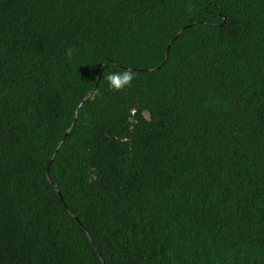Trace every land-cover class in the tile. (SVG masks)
<instances>
[{"label": "trees", "instance_id": "trees-1", "mask_svg": "<svg viewBox=\"0 0 264 264\" xmlns=\"http://www.w3.org/2000/svg\"><path fill=\"white\" fill-rule=\"evenodd\" d=\"M0 264H264V0H0Z\"/></svg>", "mask_w": 264, "mask_h": 264}, {"label": "clouds", "instance_id": "clouds-1", "mask_svg": "<svg viewBox=\"0 0 264 264\" xmlns=\"http://www.w3.org/2000/svg\"><path fill=\"white\" fill-rule=\"evenodd\" d=\"M134 78L135 73L131 70L114 71L107 76L110 87L117 91L130 87Z\"/></svg>", "mask_w": 264, "mask_h": 264}, {"label": "water", "instance_id": "water-1", "mask_svg": "<svg viewBox=\"0 0 264 264\" xmlns=\"http://www.w3.org/2000/svg\"><path fill=\"white\" fill-rule=\"evenodd\" d=\"M77 115H78V113H77Z\"/></svg>", "mask_w": 264, "mask_h": 264}]
</instances>
